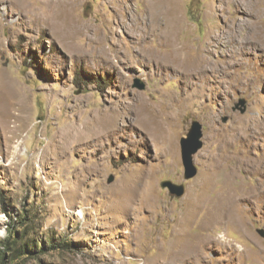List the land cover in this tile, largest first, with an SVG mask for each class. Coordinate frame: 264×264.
<instances>
[{"label": "rangeland", "instance_id": "obj_1", "mask_svg": "<svg viewBox=\"0 0 264 264\" xmlns=\"http://www.w3.org/2000/svg\"><path fill=\"white\" fill-rule=\"evenodd\" d=\"M244 1L173 0V28L160 20L167 43L149 29L147 0H0L5 264H264V129L250 144H224L248 118L264 127V54L243 41L246 27L229 35L248 8L264 27V0ZM56 13L60 34L49 28ZM208 49L210 78L192 87L159 67ZM139 101L168 116L166 137L154 141L160 130L134 123ZM110 119L114 133H99ZM193 121L202 147L185 180L180 140ZM9 224L29 257L5 249L16 239Z\"/></svg>", "mask_w": 264, "mask_h": 264}, {"label": "bare ground", "instance_id": "obj_2", "mask_svg": "<svg viewBox=\"0 0 264 264\" xmlns=\"http://www.w3.org/2000/svg\"><path fill=\"white\" fill-rule=\"evenodd\" d=\"M172 2L173 0H147L146 11H147V18L149 20L148 26L151 31H156V30L160 31L163 28V26H165V24L163 25L162 23L165 19H167V24L169 28H173L174 26L173 23L177 18L178 10L174 8V5L172 4ZM238 2H239L237 4L238 8L241 6L247 7L244 0H238ZM57 13L54 15V18L51 17V25L49 27L50 30L56 31V34L60 30H62V26L58 25L59 23L56 21L60 19L59 14ZM248 13L249 14L246 15V17H241L240 19H237L236 17L235 21L237 22V27L236 26L231 27V29L229 30V35L231 39L234 40L235 35L238 32L236 30L237 29L240 30L241 28L246 27L247 34L245 35V38L243 41H247V39H249L251 45L256 49L258 48L261 49V51L264 54V27L260 24V21H259L260 17L258 16L257 17L255 16L256 18L253 17V15L251 14V10L249 8H248ZM160 20H163V21L161 22ZM136 25L141 27L140 24L138 23H136ZM161 37L167 43L172 42V35L169 33L163 34L160 31V38ZM243 41L237 43L236 45V51L238 53L242 52V48L240 45ZM211 52H213V50L211 49L205 50L204 54L200 55L196 61H190L186 58L184 60L178 61L176 57L174 56L175 53L174 54L171 53L173 54V55H169L171 64H169L170 61H168V58L167 59L165 58L163 59L165 63L160 62L159 67H161V69L166 72L171 71L174 74H182L185 87H192L195 81L203 82L210 78L212 66L210 64V61L208 60V55ZM262 58L264 57L261 56L260 59ZM166 61H168V63H166ZM173 61L176 63V66L173 65ZM134 111L136 115V120L134 121V123L139 122L140 123L139 126L142 129L148 130V126L152 125L154 126L155 131H157V129L160 130L158 137L156 133L151 134L154 141H157L156 139H161L163 137H166L167 132L166 130L163 129L162 126L163 124L166 125V122L169 120L167 115L163 116L161 119H160V116L154 117L150 112L149 106H147V104L143 101L140 102V105H137L135 107ZM121 114H123V112H121ZM111 117L115 118L114 113L111 114ZM115 127H116V124L113 119L108 120L106 123L104 122L100 123V125L97 126L99 133H103L106 131L107 133H112V132L114 133ZM263 129L264 127L261 128V123L259 122L257 118H248L241 128L233 129L227 134V137L224 139V142H225L224 144L228 145V144L245 143V142H249L250 144L253 140L255 139L258 140V137L256 135L264 134L262 132ZM20 144L21 143H17L18 146ZM223 159L225 161L227 160L226 157H224ZM215 163L216 165H213L214 169L212 173L213 172L219 173L220 168L218 167L217 162H214V164ZM212 173L208 171L207 175H209L210 177ZM230 175L231 174L224 173L225 178H229ZM126 191H130L132 192V195H135L137 192V189L135 188V185L134 186L125 185V187L123 188L121 192L124 193ZM119 194L120 193H117V196H119ZM121 195L123 194L121 193ZM228 206H230V203L228 204ZM76 215L79 217V214H76ZM192 252H193V248H190L188 253H192Z\"/></svg>", "mask_w": 264, "mask_h": 264}, {"label": "water", "instance_id": "obj_3", "mask_svg": "<svg viewBox=\"0 0 264 264\" xmlns=\"http://www.w3.org/2000/svg\"><path fill=\"white\" fill-rule=\"evenodd\" d=\"M138 90H143L144 85L140 82L135 86ZM235 109L243 114L246 110V105L244 100H239L235 105ZM224 123L227 122V118L222 120ZM201 125L197 121L191 122L189 132L186 134V137L181 138L180 140V149H181V161L184 169V179L189 180L196 176L197 168L193 164L192 156L202 147L201 142ZM112 179H109L111 181ZM162 188L168 190V193L176 198H180L184 195V186L176 185L172 182H163L161 184Z\"/></svg>", "mask_w": 264, "mask_h": 264}, {"label": "trees", "instance_id": "obj_4", "mask_svg": "<svg viewBox=\"0 0 264 264\" xmlns=\"http://www.w3.org/2000/svg\"><path fill=\"white\" fill-rule=\"evenodd\" d=\"M6 230H7L8 233H9V236H8L9 239H12V238H13V239L16 238V239H15L14 241H13V240L10 241V244H9V245H6V246H5V249L13 251V252H14V255H16V256H25V257H29L28 255L31 254V250H29V244L26 245V246H20V247H18V244H17V237H16L15 234H13V230L11 229L10 224H9L8 226H6ZM9 239H8V240H9ZM41 250L44 251L43 247H41ZM5 255H6V253H5V252H2L1 257H0V264L8 263V262H7V259H8V258H6ZM14 257H15V256H12V259H13ZM12 259H11V260H12ZM11 260H10V261H11Z\"/></svg>", "mask_w": 264, "mask_h": 264}]
</instances>
